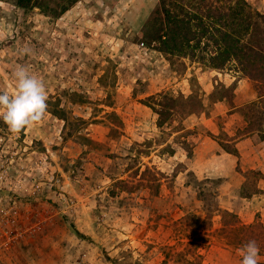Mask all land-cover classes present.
<instances>
[{
    "label": "rangeland",
    "instance_id": "obj_1",
    "mask_svg": "<svg viewBox=\"0 0 264 264\" xmlns=\"http://www.w3.org/2000/svg\"><path fill=\"white\" fill-rule=\"evenodd\" d=\"M46 1L0 0V92L17 91L24 66L48 95L20 133L0 119V264H241L249 240L264 264V171L194 169L205 137L231 151L236 137L264 142V63L223 55L240 21L166 0L188 39L162 0Z\"/></svg>",
    "mask_w": 264,
    "mask_h": 264
},
{
    "label": "trees",
    "instance_id": "obj_2",
    "mask_svg": "<svg viewBox=\"0 0 264 264\" xmlns=\"http://www.w3.org/2000/svg\"><path fill=\"white\" fill-rule=\"evenodd\" d=\"M76 1L78 0H73V2H76ZM187 1H188V4H186L185 6L184 5L179 6V7H182L183 11L186 10V7L189 4H192V6L194 5L195 7H191V8L198 9L204 14L203 16H200V14L193 13V18L196 17V18L201 19L204 17L206 18L212 17V18L218 19L221 22L224 20L225 16H229L232 22L229 20L228 26L234 29H236L235 27L239 25L238 23L240 21L241 26L237 28L238 34L236 36L228 31L223 32V38H225V42H224L225 52L223 55L227 54L228 57H231L232 56L231 54H233L237 58H241L242 61L246 59L247 62H245L244 65H251V67H253L254 70L256 67L255 62L257 61L256 64L258 65V68L256 70L260 69V63H264V29L261 30V26H262L261 24H262V21L264 20V14L257 12L258 19L255 20L254 16L256 15H254V12L247 9V7L250 6L247 0H239L238 2L239 7L232 8L231 14H227V15H226V12H224L225 6L221 4H216L214 0H203V1H200V4H197L199 1L194 2L195 0H186L185 3H187ZM227 1L230 2L232 0H227ZM162 3L165 5L164 9L166 11L167 20L170 24V27L172 28L170 31L173 34H177V33H174L175 31H178V34L185 33V37L188 39H191L189 38L190 32H188L187 30L183 32L180 31V27H183V26H180L181 24H179L180 22L178 20L179 13L174 11L173 9L168 8L166 4V0H162ZM18 5L22 7L25 11L32 9L35 6H40L43 9H45L47 8V1L46 0H18ZM68 8H69L68 6H63L62 12L66 11ZM237 12L240 13L239 16L237 15ZM249 19H252V20H249ZM187 22L191 23L190 20L186 21V23ZM169 35H171V33ZM180 38L178 39L177 36H174L173 38L170 39V41L174 40L175 45L177 44L179 47L183 48L182 44L180 43L181 42ZM214 40L217 44L221 46L218 39L214 38ZM170 41L165 40L164 44L166 43L167 45V42H170ZM166 48L169 49V46L167 45ZM77 232L80 237L86 240H89V241H93V238L91 236L79 230H77Z\"/></svg>",
    "mask_w": 264,
    "mask_h": 264
},
{
    "label": "clouds",
    "instance_id": "obj_3",
    "mask_svg": "<svg viewBox=\"0 0 264 264\" xmlns=\"http://www.w3.org/2000/svg\"><path fill=\"white\" fill-rule=\"evenodd\" d=\"M14 76L17 91L13 95L0 92V119L8 130L20 133L26 127L37 123L47 112V90L44 82L20 66ZM242 257L241 264H258L260 248L255 240H249L238 250Z\"/></svg>",
    "mask_w": 264,
    "mask_h": 264
},
{
    "label": "crops",
    "instance_id": "obj_4",
    "mask_svg": "<svg viewBox=\"0 0 264 264\" xmlns=\"http://www.w3.org/2000/svg\"><path fill=\"white\" fill-rule=\"evenodd\" d=\"M213 119V118H212ZM234 151L212 137H205L195 145V167L202 176L246 178V171L259 168L264 171V142H255V136L236 137ZM253 163V164H251Z\"/></svg>",
    "mask_w": 264,
    "mask_h": 264
}]
</instances>
